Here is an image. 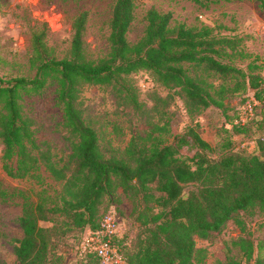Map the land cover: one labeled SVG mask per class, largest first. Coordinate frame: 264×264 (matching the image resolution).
<instances>
[{
    "label": "trees",
    "instance_id": "1",
    "mask_svg": "<svg viewBox=\"0 0 264 264\" xmlns=\"http://www.w3.org/2000/svg\"><path fill=\"white\" fill-rule=\"evenodd\" d=\"M194 1L206 5L203 0ZM256 1L264 10V0ZM135 8L136 0H114L106 58H87L88 16L82 12L73 23L69 56H51L46 32H35L29 58L34 76L0 77V140L5 171L12 178L39 177V169L45 167L62 183L58 197L25 203L17 219L24 235L14 247L16 264H54L55 239L86 227L96 230L101 221V199L118 187L135 199L139 208L135 219L141 227L126 255L125 244L119 238L127 258L125 264H193L198 251L195 236L208 239L251 208L264 213V154L246 155L232 150L211 158L207 154L211 145L198 126L188 127L172 142L156 136L155 131L164 129L156 126L146 136H133L122 157L107 156L103 151L98 132L87 123L78 102L85 84L112 85L123 76L147 70L166 88L179 89L187 106L197 111L213 104L224 105L225 85L213 89L205 76L215 74L237 82L243 78L237 88L248 83L257 90V97L264 99L261 76L247 74L223 60L224 56L234 55L237 40L214 34L209 27H171V13L151 8L146 14L144 35L131 43L127 34ZM49 81L58 85V103L70 142L71 153L64 164L54 160L49 150L40 148L34 138L33 120L23 113V95L40 94ZM216 94L221 97L218 99ZM132 101L140 106L135 95ZM154 101L155 108L162 102L168 105L167 97L155 96ZM185 149L193 155L184 156ZM41 222L53 225L43 226ZM236 244L245 249L243 259L264 264V254L255 256L252 244L245 239ZM82 264L102 261L88 253L82 256Z\"/></svg>",
    "mask_w": 264,
    "mask_h": 264
},
{
    "label": "rangeland",
    "instance_id": "2",
    "mask_svg": "<svg viewBox=\"0 0 264 264\" xmlns=\"http://www.w3.org/2000/svg\"><path fill=\"white\" fill-rule=\"evenodd\" d=\"M203 3L206 5L194 0H136L128 40L136 43L144 35L146 14L151 8L171 13V27L180 24L209 27L214 34L237 40L234 55L224 56L223 60L242 68L247 74L261 76L264 87V10L259 3L256 0H203ZM113 5L114 0H0V77L34 76L29 58L35 32H46L45 42L51 56H69L73 23L82 12L88 16L85 33L87 58L92 61L106 58L110 52ZM186 67L195 73L189 64ZM205 76L213 84V89L225 85L223 106L213 104L191 110L179 89L166 88L147 70L123 76L112 85L85 84L78 102L87 123L98 132L107 156H124L133 136H146L156 126L164 129L154 134L168 142L187 131L188 127L198 126L201 136L211 145V150L207 151L211 158L232 150L246 155H263L264 99L259 98L253 119L242 126L239 114L247 102H252L253 96L257 97V90L248 83L238 89L243 78L237 82L215 74ZM134 95L140 106H134ZM155 96L167 97L168 105L162 102L155 108ZM22 105L24 115L33 120L34 138L40 148L49 150L60 164L67 162L71 153L70 142L63 125L56 82L49 81L40 94L23 95ZM3 150L0 140V264H16L14 247L24 235L17 219L22 215L25 203L58 197L62 183L55 180L45 167L39 169V177H10L4 168ZM183 154L191 157L193 152L185 149ZM138 209L135 199L121 187L106 194L98 207V218L102 219L109 212L116 214L125 255L131 252L141 230L135 219ZM41 224L53 225L50 222ZM87 229L75 230L55 239L54 264H82L79 247ZM195 239L198 251L193 264H217L230 260L237 264L245 257V249L236 244L240 239L253 245L255 256L262 255L264 213L251 208L241 212L237 219L230 220L220 233L212 234L208 239L196 236ZM124 260L127 261L125 256ZM241 264L254 263L243 259Z\"/></svg>",
    "mask_w": 264,
    "mask_h": 264
},
{
    "label": "built area",
    "instance_id": "3",
    "mask_svg": "<svg viewBox=\"0 0 264 264\" xmlns=\"http://www.w3.org/2000/svg\"><path fill=\"white\" fill-rule=\"evenodd\" d=\"M259 98L252 97V102H247L239 114V121L245 125L252 120L255 114V105ZM264 101V100H263ZM119 220L115 213L105 214L96 230H87L80 243L81 256L88 253L96 254L102 264H125L122 249L119 246Z\"/></svg>",
    "mask_w": 264,
    "mask_h": 264
}]
</instances>
